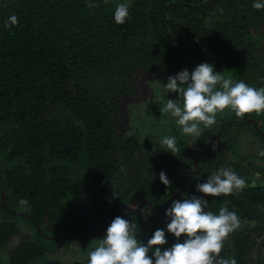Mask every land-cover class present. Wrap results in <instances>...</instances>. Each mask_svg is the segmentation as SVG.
Masks as SVG:
<instances>
[{"label": "trees", "instance_id": "16d2710c", "mask_svg": "<svg viewBox=\"0 0 264 264\" xmlns=\"http://www.w3.org/2000/svg\"><path fill=\"white\" fill-rule=\"evenodd\" d=\"M253 2L0 0V264H67L56 252L68 241L52 238L107 230L114 206V218L128 219L146 243L166 229L163 207L179 189L170 170H194L195 155L227 121L198 158V175L173 173L183 188L175 199L203 195L197 183L231 168L247 187L204 197L205 211L218 214L227 202L242 221L220 257L264 264V113L238 118L226 109L210 128L200 126L199 137L183 135L160 113L178 98L164 91L168 76L203 62L233 82L264 87V9ZM119 3H130L122 25L114 21ZM12 15L18 23L5 27ZM165 136L176 138L178 151L160 144ZM2 191L7 207L30 216L47 237L4 207ZM101 238H81L77 250ZM166 238L165 248L176 242Z\"/></svg>", "mask_w": 264, "mask_h": 264}, {"label": "clouds", "instance_id": "9594fccd", "mask_svg": "<svg viewBox=\"0 0 264 264\" xmlns=\"http://www.w3.org/2000/svg\"><path fill=\"white\" fill-rule=\"evenodd\" d=\"M98 6L88 5L90 8ZM129 7L130 3L116 6V24L127 21ZM252 7L264 9V0H254ZM17 23L18 17L12 15L5 27ZM163 88L167 93L178 94V98L168 99L160 113L170 114L186 136L199 137L200 126L210 128L216 123L217 115L226 109L238 118L264 113V87L257 89L243 81L233 82L207 62L198 64L191 72L184 69L168 76ZM160 144L170 153L178 151L174 136L161 138ZM258 155L264 156V150ZM159 179L165 187L171 183L163 171L159 173ZM245 187L244 178L231 168L220 167L205 182L196 184L195 192L203 195L192 194L189 198L171 202L164 213L166 229H156L146 243L137 238L133 223L116 216L98 246L89 252L88 264H236L233 258H221L220 253L229 235L241 228L242 221L235 211H229L227 202L220 207L218 214L205 211L208 201L204 197L228 196L243 191ZM26 203L23 199L19 201L21 206ZM166 232L174 236L176 242L165 248L168 243Z\"/></svg>", "mask_w": 264, "mask_h": 264}, {"label": "water", "instance_id": "95a60500", "mask_svg": "<svg viewBox=\"0 0 264 264\" xmlns=\"http://www.w3.org/2000/svg\"><path fill=\"white\" fill-rule=\"evenodd\" d=\"M232 123H233V121H227V122L221 124L219 126V129H218L216 135H214L210 139V141L208 142V145L200 153H198L197 155H195V157L193 159L194 167H195L194 170H184V169H172V170H170V173H169L170 179H171V181L173 183H175L179 187V189H178V191L171 198H169L166 201V203L164 204V207H163V211H165L170 206L171 202L173 200H175V198H177L181 194V192L183 190L182 186H180L176 182V180L173 178V173L175 171H177V172H180V173L185 174V175H198L200 173V168L198 167V158L200 156L206 154L211 149L213 142L216 141L219 138V136L221 134V129L224 126L229 125V124H232ZM245 123H252L254 129H256V123L253 120H248ZM263 139H264V137H263ZM1 201H2V204L4 205V207L8 208L7 205H6V202H5V197H4L3 191L1 192ZM147 203H148V201H144V202H142L141 206H143L144 204H147ZM115 209H116V207L114 206L113 209L111 210V215H112L113 219H114ZM9 210L13 214H16V215H19V216H22V217H25V218L29 219L32 222V224H33L36 232L38 234H40L41 236L47 237L44 234V232L41 230V228L34 222V220L30 216H28V215H26L24 213H21V212L13 211L11 209H9ZM127 210L130 211V212L136 211L135 209H131V208H127ZM151 210H152V212H154V213L157 214V211H155L153 208ZM96 235H102V236H104V235H106V230H104V231L92 230V231L82 232V233H79V234H74V235L64 236V237H57V238H52V239L53 240H56V241H69V240L81 239V238H86V237L96 236Z\"/></svg>", "mask_w": 264, "mask_h": 264}, {"label": "rangeland", "instance_id": "374dc122", "mask_svg": "<svg viewBox=\"0 0 264 264\" xmlns=\"http://www.w3.org/2000/svg\"><path fill=\"white\" fill-rule=\"evenodd\" d=\"M84 242V240L78 239L68 241L63 245L60 244V249L56 252V254H59L58 259L67 264L73 263L76 260H88L89 252L94 250V248L98 245L92 243L91 246L86 247L84 250H77L84 245Z\"/></svg>", "mask_w": 264, "mask_h": 264}]
</instances>
